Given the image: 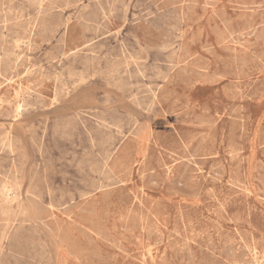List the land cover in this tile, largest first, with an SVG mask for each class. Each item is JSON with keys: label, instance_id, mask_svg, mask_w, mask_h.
I'll return each mask as SVG.
<instances>
[{"label": "rangeland", "instance_id": "obj_1", "mask_svg": "<svg viewBox=\"0 0 264 264\" xmlns=\"http://www.w3.org/2000/svg\"><path fill=\"white\" fill-rule=\"evenodd\" d=\"M263 25L264 0H0V264H264Z\"/></svg>", "mask_w": 264, "mask_h": 264}, {"label": "bare ground", "instance_id": "obj_2", "mask_svg": "<svg viewBox=\"0 0 264 264\" xmlns=\"http://www.w3.org/2000/svg\"><path fill=\"white\" fill-rule=\"evenodd\" d=\"M44 1H45V0H44ZM33 2H34V1H33ZM186 2H187V1H186ZM37 4H39V3H37ZM95 6H96V5H95ZM44 8H45V7H44ZM187 8H188V7H187ZM37 10H38V9H37ZM39 10H40V9H39ZM145 12H146V11H145ZM205 18H206V17H205ZM27 21H28V20H27ZM52 24H53V23H52ZM206 25H207V24H206ZM263 26H264V25H263ZM260 29L263 30L262 28H260ZM244 31H245V30H244ZM255 31H256V29H255ZM31 32H32V31H31ZM261 32H262V31H261ZM231 33H232V31H231ZM258 33H259V32H258ZM260 34H261V33H260ZM260 34H258V35H260ZM30 35H31V34H30ZM233 35H234V34H233ZM242 36H243V35H242ZM247 36H248V35H247ZM30 37H31V36H30ZM164 38H165V37H164ZM240 38H241V37H240ZM257 39H258V38H257ZM257 39H256V40H257ZM259 40H260V39H259ZM3 42H4V41H3ZM194 42H195V41H194ZM242 42H243V41H242ZM240 43H241V42H240ZM251 43H252V42H251ZM29 45H30V42H29ZM209 45H210V44H209ZM256 46H257V45H256ZM153 48H154V47H153ZM179 48H180V47H179ZM207 50H208V49H206V52H207ZM187 52H188V51H187ZM187 52H186V53H187ZM208 52H209V50H208ZM254 52H255V51H254ZM15 53H16V52H15ZM70 53H71V51H70ZM68 54H69V53H68ZM187 54H188V53H187ZM261 54H262V53H261ZM19 55H20V54H19ZM61 55H62V54H61ZM188 55H189V54H188ZM216 55H217V54H216ZM17 58H18V57H17ZM19 58H20V57H19ZM130 58H131V57H130ZM226 58H227V57H226ZM230 58H232V57H230ZM232 59H233V58H232ZM11 60H12V59H11ZM53 61H54V60H53ZM53 61H52V62H53ZM231 61H232V60H231ZM16 62H17V60H16ZM12 67H13V66H12ZM37 67H38V66H37ZM13 69H14V68H13ZM37 69H38V68H37ZM29 71H30V70H29ZM17 72H18V71H17ZM25 72H26V71H25ZM11 75H12V74H11ZM262 75H263V73H262ZM23 76H24V75H23ZM18 77H19V76H18ZM9 78H10V77H9ZM19 78H20V77H19ZM19 78H18V79H19ZM47 79H48V78H47ZM4 80H5V79H4ZM11 80H12V79H11ZM165 80H166V79H165ZM165 80H164V81H165ZM8 81H9V80H8ZM7 83H9V82H7ZM19 83H20V82H19ZM34 83H35V82H34ZM41 84H42V83H41ZM1 86H2V85H1ZM19 86H20V85H19ZM37 86H38V85H37ZM38 87H39V86H38ZM38 87H37V88H38ZM24 88H25V87H24ZM32 88H33V87H32ZM45 89H46V88H45ZM29 91H30V90H29ZM30 92H31V91H30ZM34 92H35V91H34ZM9 93H10V92H9ZM38 94H39V93H38ZM23 96H24V95H23ZM155 96H156V95H155ZM155 98H156V97H155ZM263 98H264V97H263ZM2 99H3V98H2ZM4 100H5V99H4ZM4 100H3V101H4ZM17 100H18V99H17ZM7 101H8V100H7ZM56 103H57V102H56ZM51 104H52V103H51ZM6 105H7V104H6ZM18 105H19V104H18ZM18 105H17V106H18ZM15 107H16V106H15ZM18 107H19V106H18ZM7 108H8V107H7ZM9 108H10V107H9ZM13 108H14V107H13ZM20 108H21V107H20ZM6 111H8V110H6ZM4 115H5V114H4ZM4 117H8V116H4ZM11 125H12V124H11ZM241 129H242V128H241ZM150 131H151V130H150ZM254 132H255V131H254ZM253 134H254V133H253ZM150 135H151V134H150ZM222 136H223V135H222ZM221 138H222V137H221ZM102 146H103V145H102ZM10 148H11V147H10ZM258 148H259V147H258ZM38 151H39V150H38ZM11 154H12V153H11ZM259 162H260V161H259ZM196 168H197V166H196ZM15 173H17V172H15ZM14 175H15V174H14ZM99 183H100V182H99ZM152 183H153V182H152ZM1 188H2V186H1ZM1 188H0V189H1ZM5 188H6V187H5ZM97 189H98V188H97ZM238 189H239V188H238ZM3 190H4V189H3ZM3 190H2V191H3ZM130 193H131V192H130ZM248 193H249V192H248ZM3 194H4V193H3ZM132 195H133V194H132ZM0 202H1V201H0ZM45 204H46V203H45ZM53 210H54V209H53ZM51 213H52V212H51ZM214 215H215V214H214ZM52 217H53V216H52ZM125 221H126V220H125ZM3 227H5V226H3ZM1 232H2V231H1ZM6 237H7V235H6ZM96 237H97V236H96ZM153 247H154V246H153ZM65 249H66V248H65ZM142 250H143V249H142ZM65 251H66V250H65ZM254 252H255V251H254ZM66 253H67V252H66ZM67 254H68V253H67ZM263 256H264V255H263ZM65 261H66V260H65ZM255 263H256V262H255ZM255 263H254V264H255Z\"/></svg>", "mask_w": 264, "mask_h": 264}]
</instances>
